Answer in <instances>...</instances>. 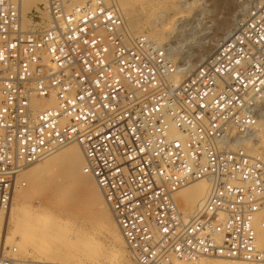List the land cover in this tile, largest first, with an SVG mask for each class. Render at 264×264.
<instances>
[{
	"label": "built area",
	"instance_id": "1",
	"mask_svg": "<svg viewBox=\"0 0 264 264\" xmlns=\"http://www.w3.org/2000/svg\"><path fill=\"white\" fill-rule=\"evenodd\" d=\"M0 0V211L25 173L72 144L131 264H264V158L249 153L264 104V2L213 59L177 82L165 46L117 0ZM206 181L192 213L179 192ZM0 264H49L8 248Z\"/></svg>",
	"mask_w": 264,
	"mask_h": 264
},
{
	"label": "rangeland",
	"instance_id": "2",
	"mask_svg": "<svg viewBox=\"0 0 264 264\" xmlns=\"http://www.w3.org/2000/svg\"><path fill=\"white\" fill-rule=\"evenodd\" d=\"M170 1L155 0L151 5L153 7L150 12L154 15H152L153 18L151 17L153 20L155 15L160 18L163 15L164 23H171L169 29L164 31L161 44L170 43L173 46V57L180 67L186 66L187 61L194 60L198 55L200 57L197 60L198 63L199 61L203 63L212 56L216 52L218 43L233 34L230 33L232 28L239 19H242L248 13L249 8L256 5L257 2V0H177L179 2L177 7L175 6V8L166 11V3ZM161 12L162 14H160ZM145 16L146 13L144 11V17L139 22L144 23ZM137 32L138 34L146 33L150 36L152 29L149 25L141 26L137 29ZM261 112L263 113V118L259 127L262 134H264V104ZM254 139L257 138L255 137ZM254 141L247 143V145L252 144L260 147L264 143V139L262 141L260 139L258 142ZM62 151L45 158L37 164L33 170H40L32 178V175L30 176L28 173L25 175L24 179L27 182V186L14 198L13 202H15L16 208L30 210L33 208L32 210H36L38 213L48 212L60 220H69V225H73L80 236H86L87 239L92 241H100L99 243H103L108 250L115 251L119 249L123 256V263L129 264L125 244L123 247L120 246L115 241L113 233L106 231L104 229L105 226L100 223L103 217V219L106 218L105 221L107 223H105L112 227V231H114L112 225L114 221L113 215L101 194L99 192L98 194L96 193L94 201L88 198L83 199L81 189L74 182L73 167L66 165L62 161L46 165L47 161L54 159ZM255 154L258 155L257 153ZM68 192L71 193L67 196ZM63 196H67L65 200H63ZM101 211L103 213L102 216L99 214ZM9 218L7 211L0 213V233L4 231ZM114 224L117 226L115 221ZM70 242H68L67 247L76 250L78 245L72 243L74 240ZM7 247L8 245L5 248L8 249ZM18 257L28 259L20 251H18Z\"/></svg>",
	"mask_w": 264,
	"mask_h": 264
},
{
	"label": "bare ground",
	"instance_id": "3",
	"mask_svg": "<svg viewBox=\"0 0 264 264\" xmlns=\"http://www.w3.org/2000/svg\"><path fill=\"white\" fill-rule=\"evenodd\" d=\"M117 1L132 31L138 34L137 29L139 27L141 26L145 27L149 25L150 28L152 29L150 37L153 40H155L159 45H163L161 44L162 43L161 41L164 36V31L169 29L171 23L168 22L164 23L165 21H163L162 19L164 18L163 15L162 18H160L159 16L156 17L155 15V19L154 20L152 19L153 14L150 11L152 10L151 8L153 7V6L151 7V5L155 0H117ZM44 2L45 0H23L22 14L24 20L26 22H30V19L27 18V14L30 13L33 8L39 9L38 5ZM263 2L264 0H257L256 5L262 4ZM178 4L179 2L177 0H171L170 2L166 3L167 5L166 11L175 8V6L177 7ZM144 11L146 13L145 16L146 19L143 21L144 23H141L139 22V20L142 17H144ZM160 14H162V12ZM246 15L243 16L242 19H239V21L237 22V24H235V26L232 28L230 33L234 34V32L237 30L239 23L243 21V19H245ZM163 46L167 48L170 58L176 63V59L173 57L174 54L173 46L170 43H167ZM214 55L215 53L212 56H210L208 59H206V61H204L203 63H200V61L198 63L197 60L198 58H200L199 55L196 56L194 60L187 61V64L184 67H180L179 64L176 63L178 65V71H179L178 75L176 76L177 82L183 81L187 77L189 72L213 59ZM194 61L197 62L193 63ZM262 118L260 122L262 121ZM256 130L257 131L254 134V138L256 137L257 139L253 138V140L258 142L261 139L262 141V139H264V134H262L261 128L258 126ZM252 141L247 140L246 143H244L245 148H247L249 153H254V154L257 153L258 155L264 158V143H262L260 147L252 144L247 145V143H250ZM65 148H64L65 150L62 149L64 151L60 150L62 151L61 154L56 156L54 159L47 161L46 165L53 164L56 161H62L66 165L73 167L72 171L74 172L75 175L74 182L81 189V194H82L81 196L83 197V199L88 198L91 201H94L96 198V193L98 194V192L102 196V193L98 188L95 180L92 177L85 175L82 171L84 166V156L80 146L77 144H72ZM36 165L30 168L25 173V175L28 173V175L30 176L32 175L31 176L32 178L33 175H35V173H37L40 170V169H36L35 171L33 170V168ZM209 189H210V185L206 181H198L182 189L179 192L178 197L180 199V205L184 209L185 213H189V214L194 213L197 210L198 206L201 205L206 199ZM23 190L18 191L15 194L14 198L16 197L17 194H19ZM69 193L71 192H68L67 196L69 195ZM67 196H63V200H65ZM32 209L31 210L25 208L17 209L15 202H12L10 209L7 211L9 213L10 218L6 223V227L4 231L0 233V256L2 255L4 250H6L5 248L6 245H8L7 248H10L13 245L11 248L14 247L17 248V250L20 251L22 254L26 255L28 259L30 260L34 259V261L41 263L124 264L123 256L120 253L119 249L115 251L108 250L103 245V243H99L100 241L96 242V240L92 241L91 239L90 240L87 239L86 236H80V234H78L77 231L75 230V227L73 225H69L70 224L69 220H60L51 213L48 212L38 213V211ZM1 212L4 211H0V213ZM99 214L102 216L103 215L102 211ZM103 218L102 220L100 219L101 225L105 226L104 229H106V231L112 232L115 241L120 246L123 247L125 241L119 230V227H117L113 221L112 225L114 231H112V227L106 224L107 223L105 221L106 218L105 219ZM71 240L72 241L74 240V242L72 243L78 245L76 247V250L74 249L75 251L67 247L68 242H70ZM125 249H126V244H125ZM126 256H127V250H126ZM127 260L129 264H131L128 257ZM202 264H247V263L236 262V261H225L221 258H215V259L204 260Z\"/></svg>",
	"mask_w": 264,
	"mask_h": 264
}]
</instances>
